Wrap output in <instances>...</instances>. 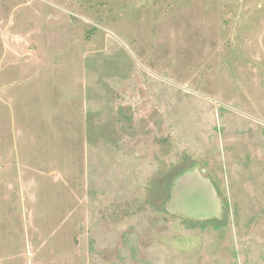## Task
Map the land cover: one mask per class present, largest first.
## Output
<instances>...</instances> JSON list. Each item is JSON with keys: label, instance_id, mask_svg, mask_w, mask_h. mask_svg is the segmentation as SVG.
<instances>
[{"label": "rangeland", "instance_id": "374dc122", "mask_svg": "<svg viewBox=\"0 0 264 264\" xmlns=\"http://www.w3.org/2000/svg\"><path fill=\"white\" fill-rule=\"evenodd\" d=\"M0 264H264V0H0Z\"/></svg>", "mask_w": 264, "mask_h": 264}]
</instances>
